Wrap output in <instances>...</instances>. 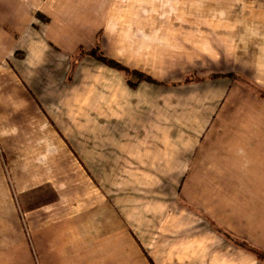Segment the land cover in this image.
<instances>
[{
	"label": "crops",
	"instance_id": "obj_1",
	"mask_svg": "<svg viewBox=\"0 0 264 264\" xmlns=\"http://www.w3.org/2000/svg\"><path fill=\"white\" fill-rule=\"evenodd\" d=\"M252 1L0 0V264H264Z\"/></svg>",
	"mask_w": 264,
	"mask_h": 264
},
{
	"label": "rangeland",
	"instance_id": "obj_2",
	"mask_svg": "<svg viewBox=\"0 0 264 264\" xmlns=\"http://www.w3.org/2000/svg\"><path fill=\"white\" fill-rule=\"evenodd\" d=\"M244 2L248 7H252V0H250L249 4H247L246 0H244ZM258 13L259 15L256 16ZM248 16L255 18L245 19L243 21H213L208 22L207 25L211 23L212 28L220 27L226 30L228 34L242 33L244 35V37L240 38L236 43L235 37H225L227 40V58L229 60L227 62L228 65L231 66H235L236 63H239L237 65L240 68L243 67V72H239L233 75V77L239 82L241 87L255 99L254 102H247L249 104H244L243 107L248 108L249 111L252 109L264 111V9L259 6L258 11L252 12L249 10L246 17ZM198 23L199 22H197V24ZM218 23H221V26H218ZM239 44L243 46V50L240 49ZM242 124L243 127L249 124L256 125L253 120L247 116H244Z\"/></svg>",
	"mask_w": 264,
	"mask_h": 264
},
{
	"label": "trees",
	"instance_id": "obj_3",
	"mask_svg": "<svg viewBox=\"0 0 264 264\" xmlns=\"http://www.w3.org/2000/svg\"><path fill=\"white\" fill-rule=\"evenodd\" d=\"M100 59L104 62H106L107 64H110V65H113V66H116V67H120L119 65L115 64L114 62H111V61H108L107 59L103 58V57H100ZM142 77V76H141ZM259 256L261 257V259L264 260V253L263 252H260L259 253Z\"/></svg>",
	"mask_w": 264,
	"mask_h": 264
}]
</instances>
